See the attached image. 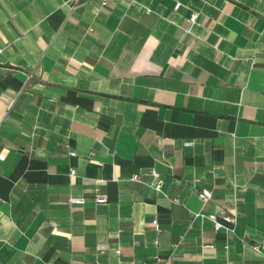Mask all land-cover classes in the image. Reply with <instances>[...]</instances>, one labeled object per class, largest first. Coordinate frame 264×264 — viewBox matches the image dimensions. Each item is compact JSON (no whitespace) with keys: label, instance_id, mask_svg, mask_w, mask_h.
Listing matches in <instances>:
<instances>
[{"label":"crops","instance_id":"crops-1","mask_svg":"<svg viewBox=\"0 0 264 264\" xmlns=\"http://www.w3.org/2000/svg\"><path fill=\"white\" fill-rule=\"evenodd\" d=\"M0 153V264H264V0H0Z\"/></svg>","mask_w":264,"mask_h":264},{"label":"built area","instance_id":"built-area-1","mask_svg":"<svg viewBox=\"0 0 264 264\" xmlns=\"http://www.w3.org/2000/svg\"><path fill=\"white\" fill-rule=\"evenodd\" d=\"M76 1V0H72V3ZM102 3H105V1H103ZM74 6V4H72V7ZM146 11L149 12L151 11V9L149 8H146ZM196 16L197 14L196 13H191L189 18H188V21L190 23H193L195 20H196ZM32 74L31 73H28L27 74V77L29 78ZM75 154V152L73 150H69V155L73 156ZM0 159H3V154L0 153ZM75 174V169L73 167H71L69 169V175H74ZM151 175H152V182H151V186L154 190L156 191H161V185H162V177L161 175L156 171V170H152L151 171ZM131 179L132 180H138V174L137 173H133L132 176H131ZM195 182H196V179L193 180L192 182V187L195 188L196 185H195ZM199 191V194L201 195V198H202V201H207L208 199L211 198V189L208 188V187H201L198 189ZM165 195H167L165 193ZM171 199L173 201H177L178 198L173 196L171 197ZM91 200L95 203V204H101V203H104L106 202V196L102 195V194H99L96 189H94V192H93V195H92V198ZM68 202L69 203H72V204H83L86 202V197L84 196H70L68 198ZM194 216H201V217H207L211 223H212V227L214 230H218L220 228H227L229 229L228 227H225L224 225V221H227V222H232L233 224L235 223V217L234 216H229L227 214H217V213H207V214H203L201 212H195L193 213ZM151 224L153 226V229L155 230L156 233H159L160 231V224L158 222V220L155 218L151 221ZM231 230H233V227L230 228ZM155 243H158V240L156 239L155 240ZM203 247L204 248H209V247H212V244L211 243H204L203 244ZM99 250H102L101 248ZM113 252L115 253V255L117 257H119L120 253H121V249L120 247H116L113 249ZM151 263L150 264H171V260H170V256L168 255H162L161 253H159V251H156L152 257H151ZM89 264H97L96 262H91ZM112 264H135L133 261L129 262V263H121L120 261H117L116 263H112Z\"/></svg>","mask_w":264,"mask_h":264}]
</instances>
